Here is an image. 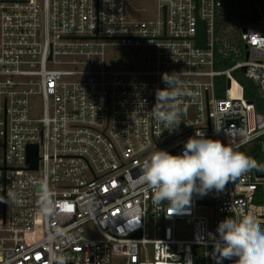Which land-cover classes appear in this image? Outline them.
<instances>
[{"label": "built area", "instance_id": "obj_1", "mask_svg": "<svg viewBox=\"0 0 264 264\" xmlns=\"http://www.w3.org/2000/svg\"><path fill=\"white\" fill-rule=\"evenodd\" d=\"M154 1L148 15L139 0H0V264H49L52 252L65 264H234L214 251L219 222L251 213L264 229V159L179 211L136 179L153 151L180 154L196 132L241 152L264 135L233 74L246 67L264 97L261 0ZM110 44L152 47V66L108 67ZM216 55L235 62L217 69ZM172 72L182 122L170 132L152 107ZM38 181L54 193L50 215Z\"/></svg>", "mask_w": 264, "mask_h": 264}, {"label": "clouds", "instance_id": "obj_2", "mask_svg": "<svg viewBox=\"0 0 264 264\" xmlns=\"http://www.w3.org/2000/svg\"><path fill=\"white\" fill-rule=\"evenodd\" d=\"M162 81L166 86L156 91L152 115L172 132L182 122L181 112L173 103L180 94L178 75L163 73ZM257 167V161L246 153L206 137L204 132H196L184 142L180 154L173 155L163 149L153 151L140 163V175L136 179L152 189L156 202L167 201L169 207L179 211L191 203L194 191L223 190L230 180ZM36 183L39 184L41 211L50 215L55 209L54 193L46 182ZM0 203L6 201L0 199ZM216 233L213 239L218 260L227 258L234 259V264H264V229L253 214L239 218L227 216L219 222ZM49 264H65V257L52 252Z\"/></svg>", "mask_w": 264, "mask_h": 264}, {"label": "rangeland", "instance_id": "obj_3", "mask_svg": "<svg viewBox=\"0 0 264 264\" xmlns=\"http://www.w3.org/2000/svg\"><path fill=\"white\" fill-rule=\"evenodd\" d=\"M139 6L144 11L142 14L153 15L156 3L154 0H139ZM152 53V47L144 44H110L105 47L106 65L120 69L143 70L152 66ZM38 101L39 99L36 100L35 109L36 113L40 114L41 102Z\"/></svg>", "mask_w": 264, "mask_h": 264}, {"label": "trees", "instance_id": "obj_4", "mask_svg": "<svg viewBox=\"0 0 264 264\" xmlns=\"http://www.w3.org/2000/svg\"><path fill=\"white\" fill-rule=\"evenodd\" d=\"M263 9H264V0H261ZM239 25L244 23L243 17L238 14L237 15ZM253 19V18H252ZM239 30L236 31V34ZM235 60L232 57H223L221 55H216L215 67L217 69H225L231 66ZM234 77L242 84L244 89V96L254 102L256 110L258 112L264 113V97L259 92V88L253 80L249 79L245 72L242 69H236L234 71ZM217 85V94L218 96H224V85H225V77L221 76L216 79ZM264 141V135L260 136L249 148V150L245 151L247 155L254 158L257 162H262L264 159V152L261 147V142Z\"/></svg>", "mask_w": 264, "mask_h": 264}, {"label": "water", "instance_id": "obj_5", "mask_svg": "<svg viewBox=\"0 0 264 264\" xmlns=\"http://www.w3.org/2000/svg\"><path fill=\"white\" fill-rule=\"evenodd\" d=\"M245 30V28H243ZM196 44L201 47L206 46V29H205V22L202 20H198V28H197V35H196ZM243 70L246 67H242ZM37 145H29L27 151V165L28 168H37L38 164V154H37ZM171 154L175 155L174 151H171Z\"/></svg>", "mask_w": 264, "mask_h": 264}]
</instances>
